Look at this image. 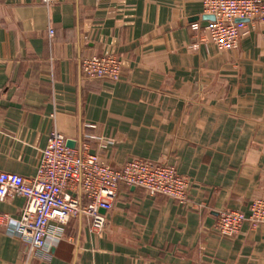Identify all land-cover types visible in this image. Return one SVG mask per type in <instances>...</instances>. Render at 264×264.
Returning <instances> with one entry per match:
<instances>
[{"label": "crops", "instance_id": "obj_1", "mask_svg": "<svg viewBox=\"0 0 264 264\" xmlns=\"http://www.w3.org/2000/svg\"><path fill=\"white\" fill-rule=\"evenodd\" d=\"M211 18L200 0H0V173L34 176L57 131L113 168L143 159L189 181L185 204L119 185L102 232L71 220L29 259L24 199L0 200V264H264V224L215 230L219 211L264 200V18L225 52ZM103 54L119 81L84 80L78 59Z\"/></svg>", "mask_w": 264, "mask_h": 264}, {"label": "built area", "instance_id": "obj_2", "mask_svg": "<svg viewBox=\"0 0 264 264\" xmlns=\"http://www.w3.org/2000/svg\"><path fill=\"white\" fill-rule=\"evenodd\" d=\"M56 0H42L49 7ZM206 15L213 20L205 27L208 42L217 51L236 49L246 23L264 18L263 0H200ZM193 30L197 24L191 25ZM51 37L52 30L48 31ZM83 79L117 82L122 72L121 59L111 54L90 55L78 59ZM119 185L136 187L149 196L162 195L185 204L189 181L175 167L165 163L133 159L113 168L88 151L86 146L70 148L65 137L52 131L41 151L36 174L32 177L0 173V200L24 199L15 235L28 245L27 259L45 255L61 240L64 227L85 219L92 233L103 231L102 211L111 209ZM249 215L222 210L217 214L215 230L220 236L239 233L243 222L252 227L264 224V200L253 199Z\"/></svg>", "mask_w": 264, "mask_h": 264}, {"label": "water", "instance_id": "obj_3", "mask_svg": "<svg viewBox=\"0 0 264 264\" xmlns=\"http://www.w3.org/2000/svg\"><path fill=\"white\" fill-rule=\"evenodd\" d=\"M213 20V17L211 18ZM66 146L70 147V148H73L74 145L71 141H66Z\"/></svg>", "mask_w": 264, "mask_h": 264}]
</instances>
